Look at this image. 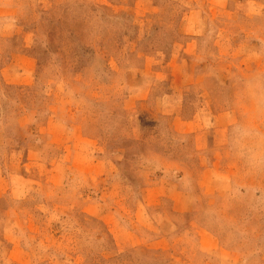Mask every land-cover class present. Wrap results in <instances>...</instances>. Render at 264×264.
I'll use <instances>...</instances> for the list:
<instances>
[{"label":"rangeland","instance_id":"1","mask_svg":"<svg viewBox=\"0 0 264 264\" xmlns=\"http://www.w3.org/2000/svg\"><path fill=\"white\" fill-rule=\"evenodd\" d=\"M264 0H0V264H264Z\"/></svg>","mask_w":264,"mask_h":264},{"label":"clouds","instance_id":"2","mask_svg":"<svg viewBox=\"0 0 264 264\" xmlns=\"http://www.w3.org/2000/svg\"><path fill=\"white\" fill-rule=\"evenodd\" d=\"M249 99L256 113L264 114V84H250ZM225 143L245 168L264 170V130L260 127L247 121H235L226 131Z\"/></svg>","mask_w":264,"mask_h":264}]
</instances>
